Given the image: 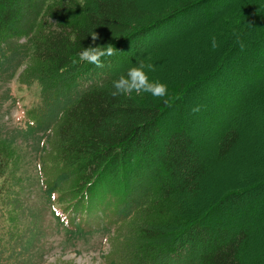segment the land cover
<instances>
[{
	"label": "trees",
	"instance_id": "16d2710c",
	"mask_svg": "<svg viewBox=\"0 0 264 264\" xmlns=\"http://www.w3.org/2000/svg\"><path fill=\"white\" fill-rule=\"evenodd\" d=\"M181 1L175 9L152 12L141 9L136 0H0V109L10 99V82L26 63L35 64L34 71L54 84L47 99L31 109L32 125L15 131L8 145L31 140L36 150L43 136L49 142L56 134L58 157L65 168L43 194L53 199L72 174L78 181L74 190L81 194L89 196L90 190L107 188L104 207L114 211V218L124 214L129 203L125 202L128 190L124 180L137 175L144 158L154 156L158 166L152 171L155 185L151 191L156 199L141 211L146 226L140 239L146 245L141 247L144 255L137 256L138 262L150 258L154 251L147 243L172 239L164 251L177 262L182 259L183 264H264V174H247L249 178L243 182L239 178L241 168L264 172V122L261 128L255 125L259 114L264 116V63H256L259 56H264V0H248L254 5L247 9L249 2L240 6V0H234L222 16L208 14L206 20L218 21L220 27L200 39L203 46L199 42L182 43L188 49L185 62L172 57L173 62L168 63L166 43L149 47L147 39L152 31L196 5ZM227 16L234 18L224 23ZM250 17L257 21L254 40L247 38L246 29H240ZM10 38L25 43H1ZM108 44L115 51L101 57L102 66L79 59L83 48ZM241 45L245 47L244 59L252 60L263 72L262 84L252 89L257 103L251 106L240 94L228 97L219 93L225 87L219 77L233 69L240 72ZM125 50L133 55L131 63L121 57ZM139 61L153 66V70L146 69L150 80L167 84L165 97L135 91L111 94L115 90L113 81ZM93 76L96 78L90 80ZM68 79L83 86L63 100L59 88ZM235 83L240 85V77ZM194 94L203 103L217 106L218 119H226L212 134L207 131L208 137L202 141L192 135L193 123L185 114ZM8 164L7 157L0 154V183L7 176ZM218 167L231 170L235 178L232 183L226 185V177H214ZM18 180L10 179L6 189L0 184V222L5 223L3 235L8 240L23 236L18 242L20 248L34 258L39 253L36 248L43 246L44 230L35 207H26L25 233L15 225L13 198L21 197L24 191ZM118 194L123 203H117ZM102 196L95 195L97 202L101 203ZM192 201L195 211L187 206ZM118 204L121 208L115 212ZM72 207L76 209L77 205ZM62 214V221L55 214L51 217L65 237L76 241L94 235L77 227L72 215ZM183 247L189 252L179 251ZM15 253L14 243L0 248V264H8V258L14 264H30L26 258L15 261Z\"/></svg>",
	"mask_w": 264,
	"mask_h": 264
},
{
	"label": "rangeland",
	"instance_id": "374dc122",
	"mask_svg": "<svg viewBox=\"0 0 264 264\" xmlns=\"http://www.w3.org/2000/svg\"><path fill=\"white\" fill-rule=\"evenodd\" d=\"M136 1L141 9L152 12L164 10L166 12L177 8L178 1L180 0ZM184 1H191L196 5L184 15L180 14L176 18L168 20L160 29L152 31L147 39V45L149 47H155L162 42L166 43L164 45V49L166 50L164 55L165 58H168L166 61L168 63L173 62L172 57L181 58V61L185 62L183 59L188 49L184 48L183 44L199 42V46H203L200 39L207 33L213 32L216 28L220 27L218 21L208 22L206 20L207 15L214 14L217 17L222 16L224 9H227L226 7L230 6L229 4H232L234 0H207L202 2H200L201 0H182L181 2ZM239 3L240 6L248 4L246 9L254 5V2L251 3L248 0H240ZM240 12H242L241 8ZM225 18L227 19L222 20L224 23L232 21L234 16H230V18L227 16ZM250 18L252 19L245 25L240 24V29H246L247 32L245 35L247 38L254 40L255 33L253 30L257 25V21L255 19L256 17ZM250 25L252 26L248 27ZM236 29L239 30V27L236 26ZM11 39L3 40L1 43H5L6 46L9 43L18 45L25 43L24 40L15 41V39ZM196 40L198 41L196 42ZM6 46L3 47L4 51H6ZM244 48L241 45L240 72H236L233 69L230 73H223V77L219 78L221 79L222 87H225L219 93L225 96L228 95V97H231V94L235 96L240 94V98L243 96L247 98V106H251L257 103L255 98H252V89L258 88L262 84L260 76L263 72L260 70V66H255L251 62L252 60L244 59L242 56V50ZM205 52L202 54L205 55ZM132 56L126 50L121 53V57L125 60V63H131ZM257 59L256 63L258 61L264 63L263 55ZM34 66L35 64L33 63H26L18 70L15 78L9 84L10 92L8 97L10 99L0 109V132L8 136V138L4 139L0 135V154L9 160L7 176L1 183L3 185L5 184L6 189L10 179L13 177L19 179L17 184L20 188H24V191L21 197L13 198L15 201V209L12 210V213L16 218L15 225L20 228L22 233H25L28 229V220L25 213L26 207H35L40 213V222L44 230L43 236L45 240L41 248H36L39 249V253L35 254L33 258L29 254L26 255V252L20 248L21 238L23 236L21 235L19 239L12 238L8 240V237L3 235L2 226L5 223L0 222V248L3 250L9 245V242L11 244L14 243L16 250L14 260L26 258L30 264H183L182 259L177 262V260L170 258V253L164 251L163 247L172 239L165 240L164 242L147 243L154 250L151 257L145 261H137V256L140 253V256L144 255L141 247L143 248L146 245V242L140 239L142 229L146 226V220L141 216V211L156 199L155 193L151 191L155 185L152 171L158 166L154 156L144 158L142 167L136 172L137 175L132 174L134 177L130 175L124 180L128 190L125 202L129 201V203L126 204L127 209L125 208L124 214L118 215L116 218L113 217L114 211L104 207V201L109 196L106 195V190H104L107 188L104 187L101 189L100 186L99 189L92 190V192L90 190V193H88L89 196H86L84 195L85 193L81 194L77 188H75L77 189L76 191L74 190L78 181H76L75 176L72 174L71 178L63 184V187L54 195L53 199L46 198L42 191L45 189L48 190L56 181L57 176L63 173L65 168L61 162V158L58 157L56 134L51 137L49 142L47 139L44 140L47 136H43L42 143L37 146L36 150L35 144L31 140L26 143L18 141L16 146L8 145V140L13 137L12 135H14L13 133L15 131L23 130L28 123H31V109L39 107L42 101L47 99L54 86V84L46 81L45 75L35 72ZM239 77L240 85L238 86L235 80ZM93 78L96 77L93 76L90 80ZM81 86H83V83L72 82L70 79L66 80L63 86L59 88L64 95L63 100L71 98L73 95H68V93L77 91ZM196 95L194 94L193 99L191 98L189 103L186 104L185 114L189 123H193L192 135L198 141H202L208 137L207 131L212 134L217 129L218 123H225L226 119H218L220 114L216 111L217 106L215 105L213 107L212 105L214 104L207 105L203 103L202 100L196 99ZM195 107H198L199 111L193 112L192 109ZM243 115L246 118L249 117V113L246 110H244ZM42 118L40 117V120ZM206 121L209 124H206ZM263 122L264 116L259 114L255 124L257 129L262 127ZM259 173L264 174L262 170L252 171L250 168H241L239 178L243 182V179L249 178L248 175H257ZM214 177L219 180H223L226 177L228 179V182L224 181L226 185H228L227 183H232L235 179L233 178V174H231V170H227L225 167H218L214 173ZM102 180L96 183V185L101 184ZM114 193L116 197L117 192L114 191ZM96 194L97 197L103 195L101 203L99 201L97 202L95 198ZM118 197L119 201L117 200V203H120V201L123 203L124 199L120 198L119 194ZM5 198L6 196L3 199ZM9 204L13 205L14 203ZM73 205H77L76 209H73ZM195 205V201H192L187 206L191 207L190 210L195 211ZM120 208V204L115 206V212ZM187 208L184 210L186 211ZM81 209L82 211L80 212ZM55 210L59 213L62 211L67 215H72L74 224L77 227H80L84 233H94V235L76 241L65 237L63 231L57 228L52 220L51 214L54 213L56 215ZM19 240H21L20 243H18ZM181 250L186 251V253L189 252L188 248L185 247L179 249V251ZM4 257H7V255ZM7 263L14 264L13 260H9V258Z\"/></svg>",
	"mask_w": 264,
	"mask_h": 264
},
{
	"label": "clouds",
	"instance_id": "9594fccd",
	"mask_svg": "<svg viewBox=\"0 0 264 264\" xmlns=\"http://www.w3.org/2000/svg\"><path fill=\"white\" fill-rule=\"evenodd\" d=\"M92 39H96V34L93 33ZM217 46L216 40L212 38V47ZM115 49L112 45L95 46L83 48L79 53V59L88 63L94 64L98 67L102 66L101 57L113 55ZM153 70L151 64H145L139 61L136 65L130 67L126 74H122L117 80L113 81V88L115 89L111 94L113 96L120 94H131L135 92H147L155 97H165L167 94V84L159 80H150L148 71ZM193 112L199 111L198 107L192 109Z\"/></svg>",
	"mask_w": 264,
	"mask_h": 264
}]
</instances>
